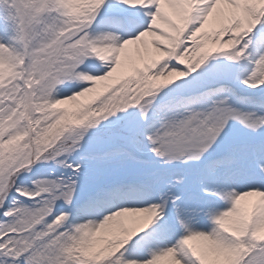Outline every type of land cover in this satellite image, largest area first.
<instances>
[{
	"label": "snow or ice",
	"instance_id": "1",
	"mask_svg": "<svg viewBox=\"0 0 264 264\" xmlns=\"http://www.w3.org/2000/svg\"><path fill=\"white\" fill-rule=\"evenodd\" d=\"M0 264H264V0H0Z\"/></svg>",
	"mask_w": 264,
	"mask_h": 264
}]
</instances>
